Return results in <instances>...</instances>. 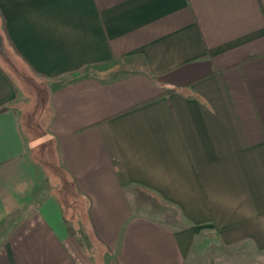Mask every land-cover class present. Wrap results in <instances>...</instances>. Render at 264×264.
Segmentation results:
<instances>
[{"label":"crops","instance_id":"1","mask_svg":"<svg viewBox=\"0 0 264 264\" xmlns=\"http://www.w3.org/2000/svg\"><path fill=\"white\" fill-rule=\"evenodd\" d=\"M0 26L29 74L0 57V264L264 251V0H0Z\"/></svg>","mask_w":264,"mask_h":264},{"label":"rangeland","instance_id":"2","mask_svg":"<svg viewBox=\"0 0 264 264\" xmlns=\"http://www.w3.org/2000/svg\"><path fill=\"white\" fill-rule=\"evenodd\" d=\"M0 57L3 60H6V63L11 68H14L17 75H20L23 79L25 77H29L28 72L26 71V67L24 64L20 62L18 57L14 55V53L8 47L7 41L4 37L3 31L0 27ZM26 82V80H24ZM27 83V82H26ZM40 151V152H39ZM36 158L40 162H47L48 159L45 154V151L39 150ZM53 157H49L51 159ZM48 159V160H49ZM53 162L49 160L50 168L53 167ZM53 178L58 177L59 173L51 171L49 172ZM50 177V179H52ZM54 182V181H53ZM157 204H155L156 206ZM140 208L147 210L143 205L139 204ZM161 210V207L157 209ZM162 213V211H160ZM159 213L154 212L153 217L157 216ZM177 213L174 210H170L169 213L163 217V220L169 222H175V217ZM203 238L197 241L194 245L192 254L186 264H264V251H259L250 242H239L230 246H223L219 243L218 239L214 236V234L206 231L202 236Z\"/></svg>","mask_w":264,"mask_h":264},{"label":"trees","instance_id":"3","mask_svg":"<svg viewBox=\"0 0 264 264\" xmlns=\"http://www.w3.org/2000/svg\"><path fill=\"white\" fill-rule=\"evenodd\" d=\"M1 27V26H0ZM1 30H2V28H1Z\"/></svg>","mask_w":264,"mask_h":264}]
</instances>
